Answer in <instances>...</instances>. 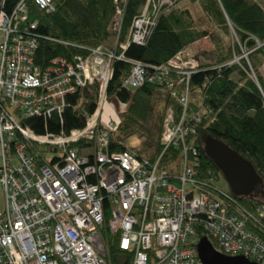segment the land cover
<instances>
[{"label":"built area","instance_id":"built-area-1","mask_svg":"<svg viewBox=\"0 0 264 264\" xmlns=\"http://www.w3.org/2000/svg\"><path fill=\"white\" fill-rule=\"evenodd\" d=\"M55 1L33 0L46 12ZM113 3L110 24L118 33L121 10L118 0ZM172 4L144 0L118 47L142 43L158 15ZM35 24L26 21L23 0L9 13L0 9V264H112L113 235L122 250L121 264H201L192 246L195 227L212 239L217 252L264 264V241L254 229L262 228L264 205L245 208L215 189L211 178L199 180L192 171L201 119L198 111L188 109V79L197 66L194 52L181 49L166 65L131 61L121 82L126 87L163 85L179 105L177 115L166 112L160 151L148 159L124 143L120 151L108 150L115 124L100 120L104 102L118 101L107 99L106 85L112 61L123 54L114 53L115 45L110 51L95 47L72 61L54 57L40 68L33 62ZM228 27L240 50L228 64L244 60L256 82L248 62L253 48L240 45L230 23ZM88 84H95L97 97L80 127L36 133L21 122L55 114L61 123L65 98ZM41 145L54 149L50 159ZM169 147L179 155L177 167L170 170L161 163Z\"/></svg>","mask_w":264,"mask_h":264},{"label":"trees","instance_id":"trees-1","mask_svg":"<svg viewBox=\"0 0 264 264\" xmlns=\"http://www.w3.org/2000/svg\"><path fill=\"white\" fill-rule=\"evenodd\" d=\"M17 1L0 0V9L9 13ZM172 1L173 4L158 15L142 43L129 42L121 50L118 43L126 40L132 19L141 11L144 0H118L121 10L118 33L111 29L110 24L115 14L113 0H56L50 12L38 8L33 0H23L26 21H36L31 30L37 42L33 62L44 68L54 57L72 61L75 55L84 56L90 48L110 51L115 45L114 53H122L123 58L112 61L106 97L128 101V105L118 114V121L108 135V150H122L125 140L137 133L145 137V145L136 151L137 156L152 159L161 148L160 131L164 116L166 112L177 115L179 105L163 85L144 82L135 87H126L121 82L128 74L131 61L141 62L146 67L166 65V61L177 51L206 38L209 47L194 53L197 66L188 79V109L190 112L198 111L201 118L196 124L197 152L190 158L193 174L199 180L213 179L219 171L200 144L199 134L204 143L222 141L249 162L258 177L257 182L248 188L247 195L234 194L230 190L226 193L245 208L264 205L258 199L261 195L256 193L257 185L264 182V79L258 71V66L264 61V2ZM191 4L197 6V14L191 9ZM228 23L232 25L239 44L246 49L253 48L248 54V62L257 83L248 75L244 60H240L239 64H228L240 51L230 35ZM257 43L260 45L256 47ZM96 97L95 84H88L65 98L67 104L61 112V123L55 114L48 118L27 117L21 122L36 133H66L83 124L85 116L95 105ZM177 152L178 149L171 147L166 149L161 157L164 167L169 170L177 167ZM258 192L264 193L262 190ZM104 206L107 207V201H104ZM261 222L262 228L254 229L264 241V217ZM202 237L215 246L203 230L195 227V234H192L194 249ZM116 244L117 235H113L109 242L112 264H117L122 251Z\"/></svg>","mask_w":264,"mask_h":264},{"label":"water","instance_id":"water-1","mask_svg":"<svg viewBox=\"0 0 264 264\" xmlns=\"http://www.w3.org/2000/svg\"><path fill=\"white\" fill-rule=\"evenodd\" d=\"M204 148L223 174L229 190L234 194L247 195L249 182L256 183L257 175L253 167L224 142L215 140L205 143ZM195 252L201 264H255L242 256H228L214 250L207 238H200L195 244ZM122 259L117 260L121 264Z\"/></svg>","mask_w":264,"mask_h":264},{"label":"rangeland","instance_id":"rangeland-1","mask_svg":"<svg viewBox=\"0 0 264 264\" xmlns=\"http://www.w3.org/2000/svg\"><path fill=\"white\" fill-rule=\"evenodd\" d=\"M190 7L197 14L198 12L197 6L195 4H191ZM197 41H196V44L188 46L187 49L189 52H194L195 54H197L200 51L208 49L209 41L206 38H202ZM114 104H117V106L114 107ZM127 105H128V101H125V102L117 101L116 103L114 101L104 102V105L101 111V118H100L102 124L105 125L108 122V120H113L114 122L113 124H116L118 121V114L124 111ZM199 140H200V144L204 146L205 143L200 138V134H199ZM124 144L126 147H132L135 151H140L145 145V137L144 135H138L137 133H134L125 140ZM39 149L43 151L42 154L46 156L47 159H50L53 156L51 147L47 145H41L39 146ZM211 180H212V184L214 185L215 189L221 192H228L229 188H228L227 182L223 174L220 171H218V173L216 174V177ZM257 187L258 188L256 190L257 191L256 193H259L261 195V197H258V199L264 202V193L262 194L258 192V190H262L264 192V182L262 184L257 185ZM256 193L254 192V194ZM0 206H1V201H0Z\"/></svg>","mask_w":264,"mask_h":264},{"label":"crops","instance_id":"crops-1","mask_svg":"<svg viewBox=\"0 0 264 264\" xmlns=\"http://www.w3.org/2000/svg\"><path fill=\"white\" fill-rule=\"evenodd\" d=\"M0 39H1V35H0ZM198 42V41H197ZM194 44H196V41L195 42H193L192 44H190V46L191 45H194ZM258 71H259V73H260V75L263 77V79H264V61L258 66Z\"/></svg>","mask_w":264,"mask_h":264},{"label":"flooded vegetation","instance_id":"flooded-vegetation-1","mask_svg":"<svg viewBox=\"0 0 264 264\" xmlns=\"http://www.w3.org/2000/svg\"><path fill=\"white\" fill-rule=\"evenodd\" d=\"M254 184V183H253ZM252 185V183H251V181L249 182V186H251ZM253 186V185H252Z\"/></svg>","mask_w":264,"mask_h":264}]
</instances>
